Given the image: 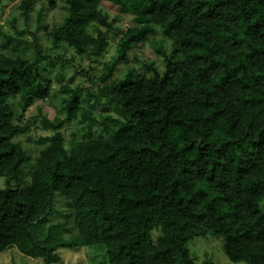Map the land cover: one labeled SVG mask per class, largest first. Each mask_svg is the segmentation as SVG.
Listing matches in <instances>:
<instances>
[{"label": "trees", "instance_id": "16d2710c", "mask_svg": "<svg viewBox=\"0 0 264 264\" xmlns=\"http://www.w3.org/2000/svg\"><path fill=\"white\" fill-rule=\"evenodd\" d=\"M37 1L19 5L26 17ZM64 1L68 13L51 36L80 57L110 45L114 21L103 2L138 24L119 40L99 91L61 85L66 116L42 117L51 133L36 140L34 163L18 139L30 127L14 100L24 111L50 96L53 81L43 85L40 53H9L14 37L4 35L0 252L16 247L58 264L61 247L101 245L108 264H219L197 262L188 246L214 235L232 261L264 264V0ZM156 28L164 40L150 39ZM148 42L162 65L145 61L112 79ZM72 121L86 132L68 147ZM58 195L70 227L52 218Z\"/></svg>", "mask_w": 264, "mask_h": 264}, {"label": "rangeland", "instance_id": "374dc122", "mask_svg": "<svg viewBox=\"0 0 264 264\" xmlns=\"http://www.w3.org/2000/svg\"><path fill=\"white\" fill-rule=\"evenodd\" d=\"M22 1L0 0V45L5 41L4 35L9 34L14 37V40L7 52L15 55L22 54L31 59H36L40 53L42 58L40 69L44 77L43 85H50V79L53 81L50 96L26 107L24 111H21L22 107L18 104V100H14L15 106L22 112V123L30 127V132L18 139L22 141L31 156V162L34 163L42 148L36 143V140L51 133L42 128V117L46 116L55 120L58 117L66 116V112L61 110L64 105L63 98L66 97V94L61 91V85L71 87L87 85L93 90L99 91L105 84L102 81L104 74L118 55L119 40L129 27L136 26L138 23L133 12L122 11L114 4L103 2L101 4L102 11L108 15L110 21H114L113 31L108 37L110 45L101 55L80 57L65 45H55L51 36L52 29L61 24L68 13L64 0H55L54 5H51V0H38L27 17L19 7ZM150 39L161 41L165 38L160 29L156 28ZM170 45L171 42L165 40V46L169 47ZM13 47H17V50L13 51ZM55 58H62L65 62L53 68L50 61ZM145 61H155L162 65V56L150 42L144 48L134 50L129 64L120 66L112 79L122 77L132 66L142 67ZM84 104L89 105L88 102H84ZM99 111L98 107L94 109L96 113ZM82 127L83 125L78 121H72L65 126L63 133L68 147L86 132ZM5 181V177L0 175L1 187L6 186ZM67 201V198L58 195L52 213L53 220L62 222L64 227H70L72 224L66 217L68 209L65 203ZM62 211L64 215L57 217L58 212ZM74 234L76 231L65 232V237L71 238ZM188 246L194 259L200 263L212 261L219 264H245L234 262L227 256L223 248L222 237L219 236L197 237L191 240ZM103 249L101 245L91 246L87 249L61 247L58 254L62 260L58 264H108ZM0 264H45V261L42 258L25 255L16 247H9L0 252Z\"/></svg>", "mask_w": 264, "mask_h": 264}]
</instances>
